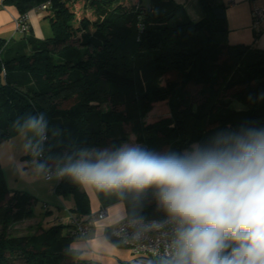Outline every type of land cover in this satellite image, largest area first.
I'll return each mask as SVG.
<instances>
[{
    "label": "trees",
    "instance_id": "16d2710c",
    "mask_svg": "<svg viewBox=\"0 0 264 264\" xmlns=\"http://www.w3.org/2000/svg\"><path fill=\"white\" fill-rule=\"evenodd\" d=\"M199 1L204 16L194 21L176 0H3L21 20L46 4L52 34H28L27 19L23 39L0 38V144L42 115L46 140L40 136L32 152H43L44 173H61L81 152L121 148L127 129L140 148L180 158L264 131V50L231 43L227 5ZM157 104L167 113L150 116ZM115 191L128 218L170 216L155 185ZM55 192L74 199V216L89 218V196L70 176L61 175ZM36 200L6 186L0 163V264H86L72 246L79 236L71 223L17 233L14 225L34 216Z\"/></svg>",
    "mask_w": 264,
    "mask_h": 264
},
{
    "label": "clouds",
    "instance_id": "9594fccd",
    "mask_svg": "<svg viewBox=\"0 0 264 264\" xmlns=\"http://www.w3.org/2000/svg\"><path fill=\"white\" fill-rule=\"evenodd\" d=\"M45 128L42 115L22 124L38 136ZM60 174L86 190L155 185L160 203L179 222L166 264H264V131L186 158L128 145L95 156L81 152Z\"/></svg>",
    "mask_w": 264,
    "mask_h": 264
},
{
    "label": "crops",
    "instance_id": "0c3cea01",
    "mask_svg": "<svg viewBox=\"0 0 264 264\" xmlns=\"http://www.w3.org/2000/svg\"><path fill=\"white\" fill-rule=\"evenodd\" d=\"M176 1L186 5L192 20L198 21L203 18L204 10L199 0ZM220 1L227 5L228 37L230 42L234 44H250L252 47L264 50V17L257 24L254 23L252 17V11L255 7L264 9V0ZM2 2L3 0H0V38L5 40L23 39L25 34L18 31L16 27V18L19 16L18 10L13 6H4ZM141 2L143 5L149 6L151 0H141ZM46 15L47 11L38 7L28 12L29 31L32 30L37 33L38 29L40 32L43 30L45 36L42 39L52 34L51 26L47 24ZM19 33L21 34V39L18 36ZM81 190L86 192L90 199L91 229L87 238L77 237L72 246L82 251L81 258L86 264H133L134 256L130 249L122 241L112 239L110 234L111 228L128 218L122 197L114 189L97 190L89 188L86 190L81 185ZM61 197L63 196H58L57 211L53 207L46 205L45 213L40 214L39 217H36L34 213L33 219L38 220V225L41 224L47 228L57 223H71V217L74 214L70 209L75 204L74 199L71 196H67L69 203L65 206L62 205ZM102 209L106 210V214L103 218H99L97 214Z\"/></svg>",
    "mask_w": 264,
    "mask_h": 264
},
{
    "label": "rangeland",
    "instance_id": "374dc122",
    "mask_svg": "<svg viewBox=\"0 0 264 264\" xmlns=\"http://www.w3.org/2000/svg\"><path fill=\"white\" fill-rule=\"evenodd\" d=\"M49 25V21L47 22ZM37 33L34 31H29L28 34L34 35L36 37H44L45 33L37 30ZM18 36L21 39V34ZM163 103V102H159ZM232 107L236 109H244L245 106L237 101L232 100ZM167 113V110L162 109L157 104L150 111L149 115H155L157 113ZM130 134L129 140L124 144L128 146H140L134 134L127 129ZM39 143V136L30 131H23L21 134L13 137L11 140L3 141L0 144V163L4 171L6 186L12 191H23L29 194L34 195L37 200L33 204V210L36 217H39L40 214L45 213L46 205L56 209V203L59 202L58 196L55 192L57 185V177L53 176L50 179H47L44 170L39 167V158L37 153L32 152V147ZM123 145V146H124ZM196 148V146H194ZM109 152V150H107ZM195 152H189L188 155L191 156ZM62 205L69 203V198L61 197ZM60 202V203H61ZM68 205V204H67ZM38 220L28 218L24 221H21L14 225L17 233H26L28 227H34L37 225ZM133 264H144L138 261H134Z\"/></svg>",
    "mask_w": 264,
    "mask_h": 264
},
{
    "label": "built area",
    "instance_id": "2783aa9c",
    "mask_svg": "<svg viewBox=\"0 0 264 264\" xmlns=\"http://www.w3.org/2000/svg\"><path fill=\"white\" fill-rule=\"evenodd\" d=\"M40 9H47V5L44 4ZM252 17L254 23H259L264 17V9L255 7L252 11ZM28 15L16 18L17 30L26 33L29 30L27 23ZM25 20V23H23ZM46 140L45 134L41 137V144ZM43 152L38 153V158L43 159ZM45 176L50 179L56 176L58 181L61 178L60 172L55 169L48 168L45 170ZM106 214V210L102 209L97 216L103 218ZM90 219L71 217V224L74 226L73 234L79 237L87 238L90 233ZM179 228V222L174 220L171 216L164 217L158 220L147 219H132L126 218L118 225L114 226L110 230L112 237L120 239L123 244L130 249L134 256V261H138L144 264H153L156 261L169 260L176 248V232Z\"/></svg>",
    "mask_w": 264,
    "mask_h": 264
}]
</instances>
